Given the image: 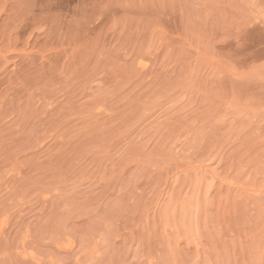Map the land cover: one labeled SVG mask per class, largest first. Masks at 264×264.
I'll list each match as a JSON object with an SVG mask.
<instances>
[{
  "label": "rangeland",
  "instance_id": "obj_1",
  "mask_svg": "<svg viewBox=\"0 0 264 264\" xmlns=\"http://www.w3.org/2000/svg\"><path fill=\"white\" fill-rule=\"evenodd\" d=\"M0 264H264V0H0Z\"/></svg>",
  "mask_w": 264,
  "mask_h": 264
}]
</instances>
